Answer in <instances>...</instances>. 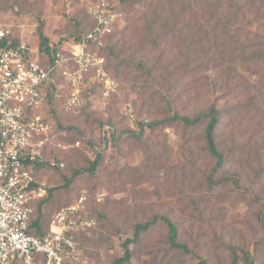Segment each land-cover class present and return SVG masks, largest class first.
<instances>
[{
	"label": "rangeland",
	"instance_id": "obj_1",
	"mask_svg": "<svg viewBox=\"0 0 264 264\" xmlns=\"http://www.w3.org/2000/svg\"><path fill=\"white\" fill-rule=\"evenodd\" d=\"M91 1L0 0V12L33 48L44 35L50 46L67 49L88 26ZM213 1L111 0L126 16L100 39L117 90L106 95L91 72L81 105L68 111V82L59 77L53 85L45 110L60 135L37 172L44 197L51 196L43 228L85 195L83 215L95 224L77 240L83 264H114L136 226L155 216L171 219L191 253L171 247L158 219L130 244L124 264H230L228 246L250 250L255 264H264V0H239L241 12L223 8L209 21ZM151 6L164 9L165 35L156 47L140 29ZM212 105L221 111L217 139L226 155L217 176L239 173L240 190L231 182L208 185L216 163L204 139L208 120L194 127L170 120L174 112L193 117ZM98 154L94 175H78Z\"/></svg>",
	"mask_w": 264,
	"mask_h": 264
},
{
	"label": "built area",
	"instance_id": "obj_2",
	"mask_svg": "<svg viewBox=\"0 0 264 264\" xmlns=\"http://www.w3.org/2000/svg\"><path fill=\"white\" fill-rule=\"evenodd\" d=\"M95 25L79 43L55 53L46 64L39 48L16 37L0 12V264H83L80 234L94 226L84 217L87 197L58 210L48 233H30L34 203L46 190L37 178L60 132L45 115L49 95L59 77L68 82V111L81 105V86L89 73L110 95L118 83L108 76L105 57L90 49L123 18L111 0H97L86 8ZM79 145V142L77 143ZM103 194L98 195V201Z\"/></svg>",
	"mask_w": 264,
	"mask_h": 264
},
{
	"label": "trees",
	"instance_id": "obj_3",
	"mask_svg": "<svg viewBox=\"0 0 264 264\" xmlns=\"http://www.w3.org/2000/svg\"><path fill=\"white\" fill-rule=\"evenodd\" d=\"M93 1H97V0H92L91 2H93ZM203 1L206 3H208V2L210 3V1H213V0H203ZM210 5H211V3H210ZM212 5H214L213 10H216V11L210 17L208 16L209 21L220 11V9L225 8L227 10V9L232 8V7H236L237 9H239L238 11L241 12V10L244 8L243 6H240L239 0H214ZM114 8H115V10L123 13V18L120 21L125 20L126 16H124L125 12L123 11V9L119 8L117 5H115ZM188 8H190V6L183 7V10H187ZM163 12H164V9H160L159 7L153 8L151 6L147 12L146 20H145L144 24L140 27V29H142V33H144V35L149 39V42H152L154 47L159 45L160 39H162L163 36L165 35L164 32H159L160 27L163 26V24H162L163 23L162 18L164 15ZM181 16H182V13H180L178 15V18H181ZM86 18H87L88 26H85L84 28L82 26V28H80L81 31L79 32L78 36H76L73 43L81 42L86 37V35L92 30V28L94 27L95 21L88 14L87 10H86ZM233 18H235V16ZM229 20H232V19H229ZM41 37L43 38V40H42L41 46L38 47L40 50V54H41L43 60L46 62V64L52 63L55 53L59 50H62V49L60 47L50 46L49 45L50 40L48 39V37H46L44 35H42ZM98 46L99 45H97V43H93L92 45H90V49L94 52H97L99 55L105 57V55L103 54V51H104L106 46L100 45L99 49H97ZM108 48L109 47H107L106 49H108ZM95 49H97L98 51H95ZM111 52H112V54L115 55L113 49ZM115 56L116 57L118 56L117 53ZM160 62H161V58L159 57L155 66L160 64ZM122 63H127V60H124V59L121 60L120 64H122ZM128 63H131V62H128ZM45 115L47 116L48 119L52 120L51 116H49V114L47 113L46 110H45ZM170 120L171 121H180L185 126H188V127L199 126L205 120H208L206 129H205V135H204V139H205V143H206V149L210 153V155H212L216 159L215 166L212 168L210 175L208 177V185L210 188H215L217 186L224 185L227 182H231L237 190H240L242 188L241 187V176L237 172H230L225 176H217V174L220 172V170L224 167V165L226 163V155L221 150L220 142L217 139V131L219 130V127H220L221 121H222L221 120V111L218 108H216L214 105H212L209 108H207L206 110L201 111L200 113H198L197 115H195L193 117L187 116V115H179L177 112H174V114L170 118ZM155 123L158 124V122H155ZM150 126L152 127V126H154V124H150ZM57 128H58V126H57ZM101 160H102V154H98L94 158V160L92 162H90V165L87 168L79 171L77 174L79 175L81 173H89L91 175H94L96 169L99 167V165L101 163ZM38 170H37V172H38ZM76 175H74L73 178ZM50 197L51 196L49 194V196H47L46 198L42 197V198L35 201V203H34L35 212L32 216L31 225H30L31 226V228H30L31 234H34L36 236H44L46 233H48L49 227H48L47 231H45L43 228V222H42L43 211H42V209H43L44 204L49 201ZM37 214H38V216H37ZM90 217L93 218L94 216L91 215ZM158 219H161L162 221H164L168 226V229H169L168 240H169L171 247L173 249H176V250H181L184 253H191V250L188 248V246L186 244L179 242V240H178V228L171 221V219L166 217V216H162V217L155 216L152 221L146 222L144 224H139L136 226V229L134 232V237L132 239L126 240V242L124 243V247H125L124 256L116 259L114 261V264H124L126 262H130V260H131L130 244L135 242V241L140 240L141 234L143 232H147L150 229V227L157 222ZM261 222H263L262 218H261ZM227 249H228L229 254H230V264H241V263H243V264H255V255L250 250H246L244 248L236 247V246H228ZM199 264H207V260L201 258L199 261Z\"/></svg>",
	"mask_w": 264,
	"mask_h": 264
}]
</instances>
